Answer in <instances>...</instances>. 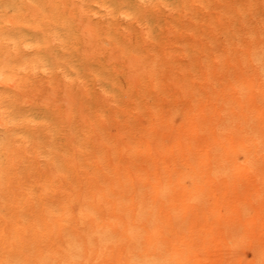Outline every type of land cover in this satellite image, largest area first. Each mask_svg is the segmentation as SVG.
<instances>
[{
	"label": "bare ground",
	"instance_id": "1",
	"mask_svg": "<svg viewBox=\"0 0 264 264\" xmlns=\"http://www.w3.org/2000/svg\"><path fill=\"white\" fill-rule=\"evenodd\" d=\"M264 264V0H0V264Z\"/></svg>",
	"mask_w": 264,
	"mask_h": 264
},
{
	"label": "snow or ice",
	"instance_id": "2",
	"mask_svg": "<svg viewBox=\"0 0 264 264\" xmlns=\"http://www.w3.org/2000/svg\"><path fill=\"white\" fill-rule=\"evenodd\" d=\"M57 264H74L73 261H58ZM143 264H152V262L148 261V262H143Z\"/></svg>",
	"mask_w": 264,
	"mask_h": 264
}]
</instances>
